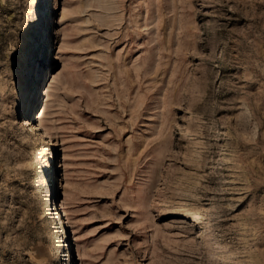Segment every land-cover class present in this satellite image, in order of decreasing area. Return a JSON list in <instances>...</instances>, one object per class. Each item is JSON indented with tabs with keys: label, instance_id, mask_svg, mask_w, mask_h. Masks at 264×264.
Wrapping results in <instances>:
<instances>
[{
	"label": "rangeland",
	"instance_id": "374dc122",
	"mask_svg": "<svg viewBox=\"0 0 264 264\" xmlns=\"http://www.w3.org/2000/svg\"><path fill=\"white\" fill-rule=\"evenodd\" d=\"M0 264H264V0H0Z\"/></svg>",
	"mask_w": 264,
	"mask_h": 264
},
{
	"label": "bare ground",
	"instance_id": "6f19581e",
	"mask_svg": "<svg viewBox=\"0 0 264 264\" xmlns=\"http://www.w3.org/2000/svg\"><path fill=\"white\" fill-rule=\"evenodd\" d=\"M57 22H58V18H56V24H57ZM54 30H55L54 33L56 35L55 38L57 40V38L59 36L58 33H57V28L54 29ZM56 43H57V41H56ZM28 123H29V121H28ZM30 125H31V128L32 129H36V126L34 125V123L31 122ZM38 136H39V139L36 140V144L37 145H39V144H45L46 143V139H44V133L43 132H40ZM57 165H58L57 166L58 168H61V166H62L60 163H58ZM59 181L61 182L60 188L62 189V187H63L62 178H60ZM63 201H64L63 199L61 200V199H58V198H54L53 197L52 198V201H51L53 203L51 204V206L54 207L53 209L55 211V216H58L59 217L58 227H61L62 230H65V221L63 220L62 215L60 214V210L65 207ZM58 202H60L59 206L57 205ZM173 214L174 215H182V214L188 215L189 214V211L183 210V209H180V208H177V209L174 210Z\"/></svg>",
	"mask_w": 264,
	"mask_h": 264
}]
</instances>
